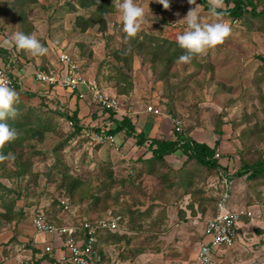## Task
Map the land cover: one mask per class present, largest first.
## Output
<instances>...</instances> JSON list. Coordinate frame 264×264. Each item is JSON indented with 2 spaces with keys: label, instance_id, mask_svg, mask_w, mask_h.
<instances>
[{
  "label": "rangeland",
  "instance_id": "374dc122",
  "mask_svg": "<svg viewBox=\"0 0 264 264\" xmlns=\"http://www.w3.org/2000/svg\"><path fill=\"white\" fill-rule=\"evenodd\" d=\"M84 2L0 0V39L18 31L35 34L48 49L43 56L10 53L13 65L7 63L6 72L23 82L24 74L29 78L34 69L59 73L58 55L68 53L85 78L119 98L123 108L139 111L154 104L159 113L152 114L167 116L173 127L178 121L188 137L193 130L213 129L214 158L219 156V164L228 158L236 175L232 205H264V16H216L207 0H196V5L169 0L168 9L157 0H135L145 10L144 23L136 37L127 38L113 0H104L100 10L96 4L83 7ZM253 2L257 11L264 7V0ZM224 3L225 8L232 6ZM195 7L199 22H227L231 33L215 49L181 63L178 58L185 50L177 36L187 30L183 18ZM25 92L18 94L16 104L23 127L9 123L18 133L13 146L21 145L14 146V154L8 149L7 158L0 161V241L10 238L9 244L18 243L19 229L29 225V217L37 212L55 221L73 216L78 223L112 210L127 219L133 232L107 241L118 251L125 246L119 252L125 255L131 244L144 248L155 242L152 250L159 248L162 243L155 240L170 226L171 214L179 221L183 212L198 210L204 223L214 211L221 192L219 168L195 159L180 166L158 160L146 166L127 164L110 142L91 144L79 132L73 133L69 120L53 110L62 109L63 96L39 88L37 94L56 95L61 103L45 104L38 95ZM20 163L26 166L19 167ZM18 170L22 174L17 175ZM255 245L244 258H254L250 264H264V253ZM100 248L111 252L109 246ZM133 255L132 251L128 257Z\"/></svg>",
  "mask_w": 264,
  "mask_h": 264
},
{
  "label": "crops",
  "instance_id": "0c3cea01",
  "mask_svg": "<svg viewBox=\"0 0 264 264\" xmlns=\"http://www.w3.org/2000/svg\"><path fill=\"white\" fill-rule=\"evenodd\" d=\"M2 64L4 63L2 62ZM24 75L26 76L24 82L27 86L33 87L36 90L40 88V86L33 80L32 73L29 78L26 73ZM54 91L57 95L60 94L64 97V105L67 106L70 111H77L76 114L79 123L81 125L85 124L88 128H97L98 126L109 122L111 125V129L109 130H112V128L118 124V120L120 118L123 116L127 117L133 124L135 133L138 134L141 132L147 138L146 143L139 145L136 142V138L134 136H127L123 129L111 133L113 136L116 135V141L112 143L113 146L117 151L121 152L122 157L127 164L141 165V162L144 164L145 161L151 157V152L146 149L150 139L165 140L177 138L175 137L176 135L174 133V127L171 123V119L167 116H163L162 114L154 115L152 113H148L146 112V108L137 111L131 107L125 109L121 106V111L115 115L116 119L114 120L113 118H110V116L102 115L97 106L92 104L87 98L80 100L75 97L74 92L60 87H55ZM66 97L69 99H66ZM107 118L109 120H105ZM180 133L186 135V132L183 130L178 132V134ZM189 135L190 139L199 143L204 142L208 144V142H212V144H208L211 147H213L216 143L215 140L217 135H215L213 129H207L206 131L193 130ZM207 137L210 138L207 139ZM227 159L228 158L225 157L222 158V164L226 165L225 169L230 170V167L228 166L229 161ZM184 160L185 157L182 155L180 150L165 156V161L170 164L175 163L177 166H180L182 164L181 162ZM147 164L148 163L144 165L146 166ZM233 184L234 186L231 193L230 204L233 208H237L234 204L232 205V200L237 191L235 174L233 177ZM192 212H187L185 215L183 212L182 215L184 217L182 220L178 219L179 221L174 220L176 217L175 214L170 215V226L165 231L161 232L162 234L160 236L158 235L155 240L156 242H159V244L162 243V245L160 244L159 248H156V250L154 248V251L152 250L151 245H155V242L149 244L147 242L145 244L146 247L144 248L131 244L132 247H130V252L127 250V253L130 255L133 251V257H128V254L121 255L119 252L123 247L125 248V246H121L118 251L119 247L116 248L115 245H109L108 242L104 241V237L100 236L101 234L104 235L105 231L100 232L101 234L97 236L95 251L100 253L109 264H196V256L198 253L197 248L199 243L201 241H205L206 239L204 235L205 223L206 220L214 214L215 206L214 211L205 219L204 223L198 219L201 217V213L198 210L195 212L193 210ZM114 214L119 215L117 213ZM33 215L29 217V225H24V228L19 229V231L21 230V233L16 238L18 243L13 241L9 244L8 242L10 238L0 241V264H18L19 250L22 248L19 246L21 244L27 248V252H24L25 257L22 260V264H56V258L63 252L61 240L54 235L37 232L32 223ZM97 216L100 215L86 216L84 220L92 219ZM192 216H194L193 221H186V219ZM67 217L69 218L68 220L63 219L61 221H55L49 217L48 219L56 225L73 223L75 221L72 218L73 216ZM120 217L125 222V230L111 233L128 236L133 234L132 231H129L127 219L122 216ZM142 239L144 240V238ZM253 244H256L255 247L264 253V243L260 236V230L252 228L246 219H242L238 226V235L235 238L234 244L230 248H219L215 255L220 264H250L254 258H244V256L251 253L249 250H251V245ZM47 245L51 248L48 252L44 249ZM101 245H104L105 247L109 246L111 248V252L109 253L107 251L108 248H100ZM139 249L141 253H137V250Z\"/></svg>",
  "mask_w": 264,
  "mask_h": 264
},
{
  "label": "built area",
  "instance_id": "2783aa9c",
  "mask_svg": "<svg viewBox=\"0 0 264 264\" xmlns=\"http://www.w3.org/2000/svg\"><path fill=\"white\" fill-rule=\"evenodd\" d=\"M6 65L4 63L3 68L0 67V78H3L9 86H13L14 76L7 73ZM57 67L59 73H54L53 70L34 69L32 78L41 89L47 90L48 93H53L55 87L71 92L78 91V97H87L92 104L97 106L102 115L105 110L115 111V115L121 111L119 98L105 92L94 80L86 79L76 60L68 53L62 52L58 55ZM15 79L17 83L24 84L18 77ZM59 108L61 109V106ZM146 112L159 113L152 105L146 106ZM69 123L73 130V121L69 120ZM79 125V133L88 143L110 142L112 144L114 142V136L109 133V129H111L109 122L97 128H88L85 124L81 125L80 123ZM174 130L181 131L178 121L175 122ZM218 175L221 192L215 203L214 214L206 220L204 228L206 239L199 243L196 264H204L205 260H207V264H220L215 255L216 251L221 247L230 248L234 244L242 219H246L252 228L260 230V236L264 243V205L255 202L250 206L233 208L230 200L234 186V173L229 169H218ZM32 223L37 232L51 234L61 240L63 252L56 258V264H109L100 253L95 251L97 236L103 231L120 232L125 230V222L120 215L114 214L111 210H106L100 216L92 219L61 225L52 223L44 213L37 212L33 215ZM44 249L46 252L51 250L48 245ZM23 250L24 247L19 250L18 264H22L25 257Z\"/></svg>",
  "mask_w": 264,
  "mask_h": 264
},
{
  "label": "clouds",
  "instance_id": "9594fccd",
  "mask_svg": "<svg viewBox=\"0 0 264 264\" xmlns=\"http://www.w3.org/2000/svg\"><path fill=\"white\" fill-rule=\"evenodd\" d=\"M165 9L170 7L169 0H157ZM196 5V0H188ZM213 15L220 16L225 11L224 0H207ZM115 9L120 14L122 30L127 38H134L141 31L144 23L145 10L135 0H113ZM220 10V11H218ZM187 30L177 36V43L185 50V54L178 58V62L190 63L191 60L207 51L215 49L224 43L231 33V26L227 22L205 23L199 22L194 9H190L183 18ZM0 48H4L13 57L18 52H25L32 56H43L48 49L40 42L35 34L14 32L11 36L0 39ZM19 101L18 93L8 83L0 78V148L13 142L17 138V131L7 121L15 119L18 115L16 104ZM7 157L0 155V160ZM207 264V260L204 261Z\"/></svg>",
  "mask_w": 264,
  "mask_h": 264
},
{
  "label": "trees",
  "instance_id": "16d2710c",
  "mask_svg": "<svg viewBox=\"0 0 264 264\" xmlns=\"http://www.w3.org/2000/svg\"><path fill=\"white\" fill-rule=\"evenodd\" d=\"M24 1L25 0H19V3H22ZM84 1L85 2L82 4L83 7H88L92 4H96L98 6L97 10H100L102 5H104L103 4L104 0H84ZM225 2H226V4L232 3V6L226 5L225 11H223V14H222L223 16H226V17H229L232 19L242 18L245 14H248V13L252 16H262V17L264 16V7L260 11H257V6L253 2V0H225ZM207 6L209 8V5H207ZM218 11H220V10H218ZM133 43H134V41H133ZM137 43H139V42H137ZM0 55L2 57L3 63H5V64L12 63V65H13V62H12L13 60L10 59L12 57H11V54L9 51H7L4 48H0ZM17 55H20V54H17ZM117 58L119 60H124L120 57H117ZM23 61L26 62V65L33 66L28 60L24 59ZM261 61L264 63V59L261 58ZM28 62H29V64H28ZM27 68H29V67L27 66ZM14 80H15V82H13V86H10V87L15 89L18 94H20L23 91H26L25 92L26 95H35L36 94L39 96L40 99H42L44 101L45 104L46 103L49 104V102L51 103L52 100H55V102L56 101L59 102V100L54 97L56 95H54V96L53 95H44L41 93L37 94L36 91H38V90L34 89L33 87H29L26 84L17 83L15 77H14ZM130 85L132 86L131 81H130ZM77 92L78 91H74L75 97L80 99V100L84 99V98H79ZM85 98H87V97H85ZM66 99H69V98L66 97ZM63 104H62L63 110L62 109L59 110L56 108H54L53 110L56 113H58L61 117L73 121V128H74L73 133L79 132L80 125H79V120L77 119V114H76L77 111L76 110L70 111L68 108L63 106ZM103 113H104V115L110 116V118H113L114 120L116 119L114 116L116 113L115 111L105 110V111H103ZM18 117L21 118V115L18 114L15 119H9L7 121V123H13L20 128L23 127V125H24L23 123H25V122L24 121L22 122V120L19 119ZM41 124H46V123H41ZM23 129L26 130L25 128H23ZM122 129L125 131L127 136H134L136 138V142L139 145L146 143L147 138L141 132L136 134L133 124L125 116H123L122 118H120L118 120V124H116L115 127L112 128V130H109V133H114V132H117V131L122 130ZM26 131H28V130H26ZM174 133L176 135L175 137H177V138L165 139V140L150 139L146 149L151 152V157L149 159H147L148 162L145 161L144 164L148 163V164L152 165V163H154L156 160L163 162V161H165L166 155L171 154L177 150H180L182 155L185 157L184 161H186L187 159H195L197 162L204 164L206 166L213 167V168H219V169H225L226 165L222 164V166H221V164H219V162L217 161V160H219V158L218 159L214 158L216 143L214 144L213 147H211L204 142L203 143L196 142V141L190 139L188 136H186L182 133L178 134V132H176L175 130H174ZM12 143L13 142L8 143L3 148H0V155L5 156L8 153V151H7L8 149H10L14 154L15 153V151H13L14 146H20L21 145V142H15L14 146ZM20 155H22V153H20ZM18 157H20V156H18ZM20 164H18L19 167L26 166L25 163H20ZM22 172L20 173L18 170L16 172V174L20 175V174H22ZM104 233H105L104 234V241L105 242L109 241L111 238L118 240V238L120 239L121 237H123L122 235L119 236L118 234L111 233L108 231H105ZM99 234H101V233H99ZM102 237H103V235H102Z\"/></svg>",
  "mask_w": 264,
  "mask_h": 264
}]
</instances>
